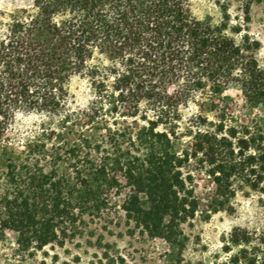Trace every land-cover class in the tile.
Instances as JSON below:
<instances>
[{
	"label": "trees",
	"instance_id": "1",
	"mask_svg": "<svg viewBox=\"0 0 264 264\" xmlns=\"http://www.w3.org/2000/svg\"><path fill=\"white\" fill-rule=\"evenodd\" d=\"M250 8L244 0L242 14L225 11L218 24L188 0H33L0 10L1 234L15 231L23 251L64 245L119 206L139 233L182 252L184 223L231 210L238 185L264 193V128L236 120L225 95L237 86L264 104L260 41L244 33ZM75 75L94 90L81 112L69 109ZM191 102L200 112L185 118ZM21 112L58 116L59 129L18 150L5 135ZM230 241L238 251L211 264H264V233L237 227Z\"/></svg>",
	"mask_w": 264,
	"mask_h": 264
},
{
	"label": "rangeland",
	"instance_id": "2",
	"mask_svg": "<svg viewBox=\"0 0 264 264\" xmlns=\"http://www.w3.org/2000/svg\"><path fill=\"white\" fill-rule=\"evenodd\" d=\"M193 13L201 19L209 18L214 24L220 23L224 12L228 11L235 18L242 14L244 0H188ZM33 0H0V10L20 12L31 8ZM244 33H249L260 41L257 51L259 62L264 67V0H251L250 20ZM98 60V59H97ZM102 60V58H100ZM70 91L69 109L83 111L94 97L91 83L82 76L75 75L68 84ZM173 93V87L170 88ZM232 99L231 111L240 123H254L264 128V104L251 105L237 86L225 92ZM200 108L191 102L182 108V114L189 118L198 114ZM210 119L214 116L207 110ZM86 117H82V121ZM59 129V117L43 113H19L5 137L16 149H24V144L42 135L46 128ZM73 129L69 123L65 128L68 136ZM6 153L0 147V177L5 169ZM204 181L200 182L203 185ZM123 196L116 197L121 204ZM231 210L213 213L210 218L198 214L194 219L182 225L187 236V245L182 252L172 249L160 238H151L139 233L123 217L121 208L113 214L110 222L95 221L90 223L93 234H85L64 245L50 243L42 248L23 251L16 243L17 233L6 230L0 232V264H114V258L121 255L127 264H211L215 260H225L227 255L238 251L239 246L231 243L235 228L264 233V193L248 186H237V194ZM231 247L229 253L226 247ZM118 263H122L118 259Z\"/></svg>",
	"mask_w": 264,
	"mask_h": 264
}]
</instances>
